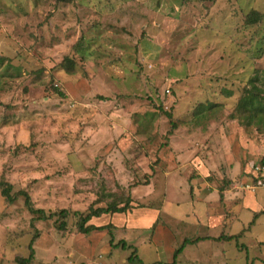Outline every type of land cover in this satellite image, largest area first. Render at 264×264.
Masks as SVG:
<instances>
[{"label":"rangeland","instance_id":"1","mask_svg":"<svg viewBox=\"0 0 264 264\" xmlns=\"http://www.w3.org/2000/svg\"><path fill=\"white\" fill-rule=\"evenodd\" d=\"M260 108L264 0H0V264H264Z\"/></svg>","mask_w":264,"mask_h":264},{"label":"trees","instance_id":"2","mask_svg":"<svg viewBox=\"0 0 264 264\" xmlns=\"http://www.w3.org/2000/svg\"><path fill=\"white\" fill-rule=\"evenodd\" d=\"M58 2H69L71 0H56ZM253 98V97H252ZM264 112V108H260V109H256V114H259V113H262ZM0 186H2V189H1V192H2V195L5 196L8 200H12V196L10 194V184L8 183H3V182H0ZM23 194H25V203L26 205H28L29 209L32 211V212H35V213H38L39 214V218H43V217H46L45 214H44V211L42 209H34L30 206L29 204V197L28 195L23 192ZM125 210V206L123 207H120V208H117V207H106V208H96L94 210H91L88 214H86L85 216H81V221L79 223V230L82 232V233H88L89 231H91L92 229L94 228H97V229H101L103 228V226H98V227H93L91 225H88L86 226L85 225V222L90 219L92 216H101L102 214H105V213H109V212H122ZM60 216H62V218H64L66 215H67V210L66 209H62L59 211L58 213ZM54 215V214H53ZM51 216V214L47 215V217ZM58 227L60 229H63L65 227V221L64 220H61L58 224ZM37 237V233H35V236L32 238V241H31V244L29 245V249H30V253H29V256L27 258H16L17 259V262L19 264H28L29 261L33 258V248H32V243L33 241L36 239ZM181 248L180 247L178 250L175 251L174 255L176 256L177 253H179L181 251ZM174 256V257H175ZM137 259L134 255L131 254V257L129 259H132L133 261ZM137 261L142 264L141 260L138 258Z\"/></svg>","mask_w":264,"mask_h":264},{"label":"built area","instance_id":"3","mask_svg":"<svg viewBox=\"0 0 264 264\" xmlns=\"http://www.w3.org/2000/svg\"><path fill=\"white\" fill-rule=\"evenodd\" d=\"M166 91H168V90H166ZM262 167H264V165Z\"/></svg>","mask_w":264,"mask_h":264}]
</instances>
